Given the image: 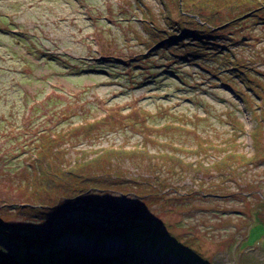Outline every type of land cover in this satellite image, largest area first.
Returning a JSON list of instances; mask_svg holds the SVG:
<instances>
[{
    "label": "rangeland",
    "instance_id": "obj_1",
    "mask_svg": "<svg viewBox=\"0 0 264 264\" xmlns=\"http://www.w3.org/2000/svg\"><path fill=\"white\" fill-rule=\"evenodd\" d=\"M254 1L0 0V264H196L192 252L208 264H264V9ZM168 18L219 42L164 33L155 45L148 28L166 32ZM111 111L125 125L71 138L67 159L108 147L175 154L181 163L155 171L171 188L132 184L153 200L104 193L51 218L25 210L42 138ZM147 165L123 162L152 180ZM142 219L179 248L125 229Z\"/></svg>",
    "mask_w": 264,
    "mask_h": 264
},
{
    "label": "trees",
    "instance_id": "obj_2",
    "mask_svg": "<svg viewBox=\"0 0 264 264\" xmlns=\"http://www.w3.org/2000/svg\"><path fill=\"white\" fill-rule=\"evenodd\" d=\"M254 3L258 5V7L264 9V0H255ZM167 21L168 31L166 32L161 29L148 28L155 45L165 40V37L161 35L164 33V35L173 40V42L176 41V43L178 40L183 41L187 39L194 44H201L203 47H214L212 44L218 41V37L211 34L207 29L194 28L184 30L180 29L178 23L173 19L168 18ZM179 30L183 31V35L177 37L176 33ZM185 46L188 47L187 45ZM189 51L190 50H188V52ZM136 114L138 115L137 117L142 120V123H140V130H142L144 135H148L149 133L147 132L153 130H151L152 128L146 125L145 120H143V116H145L147 112L140 109L136 110ZM125 116L126 115H122L117 111H111L107 116L99 120L83 123L71 128L70 131H62L52 134V136L43 137L42 144L39 145V150L36 152V155L33 156L34 159H32L30 168L26 169L29 173L25 178L26 184L24 185V189L27 190L25 210L34 215H46L48 218H51L66 204L85 203L91 197H98L100 194L104 193L115 192L122 195L130 194L137 200L145 198L153 200L150 198L152 197L151 193L147 191V193L143 192L145 190L144 184H147V187L153 189L154 195L157 194L155 193L157 192L156 190L163 192L170 189V186L159 188V186H164V180H161L160 176L155 174V171L165 167L168 163L173 164L171 165L172 167L177 165L178 162L181 163V160H176L178 158L175 154H168L167 152L150 154L145 147H134L129 150H125L123 147H108L95 150H79L76 151V157L72 161L67 159L66 154H68L69 150L66 148V144L68 140L78 135L90 139L93 137V132H97L102 126H107L110 130H114L116 125H125L123 121ZM170 149L174 151L172 146H170ZM156 157L162 161L163 166H159L161 164H154V162L151 161ZM238 157L243 161L242 155ZM133 159H145L146 162H148L147 170L148 172H152V180L145 179L143 178L144 176H141V178L135 175L131 176V173H129L127 169H124L123 162ZM226 161L227 158H223L217 163L222 165L223 163L225 164ZM189 167L188 165V168ZM199 167L203 166L198 163L196 168ZM226 170L228 172L229 168H226ZM222 172L223 171H221L220 174H222ZM132 184L135 185V190L138 188L144 189L142 193L132 190ZM125 224L124 226L127 230L135 233L141 232L147 237L153 236L157 241L160 239H167L171 245L175 246L171 240L167 238L168 236L165 234L166 232L163 231V228H159L150 221L148 222L144 219L137 223L125 221ZM88 228L89 226H84L86 232ZM7 230L4 229L3 231L7 232ZM12 232L9 238L15 243L18 249L23 248L25 245V238L17 234L18 229H14ZM175 247L179 248L177 246ZM186 248L189 249L187 246ZM192 253H188L190 257H192L188 259L195 261L196 264H198L197 261H199L200 264H208L209 259L207 257L201 258L198 256L197 258L194 257L195 255ZM118 258L119 257H117L116 260ZM119 259L118 261H120V263L126 262Z\"/></svg>",
    "mask_w": 264,
    "mask_h": 264
}]
</instances>
